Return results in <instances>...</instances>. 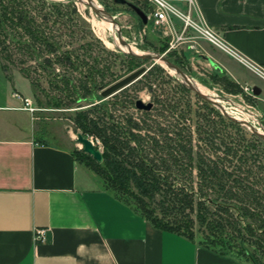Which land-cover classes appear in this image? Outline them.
Wrapping results in <instances>:
<instances>
[{
  "label": "rangeland",
  "instance_id": "1",
  "mask_svg": "<svg viewBox=\"0 0 264 264\" xmlns=\"http://www.w3.org/2000/svg\"><path fill=\"white\" fill-rule=\"evenodd\" d=\"M95 1L115 17L123 38L134 50L164 54L205 93L216 97L232 116L264 130L263 79L243 67L237 70L240 73L238 83L218 71L203 70L198 65L192 67L183 54L185 42L176 41L166 32V27L164 29L151 18L143 24L125 4H116L112 0ZM129 1L146 13L151 7L142 0ZM3 6L7 8L3 10ZM179 9L185 11L186 7ZM4 11H7L6 16L11 11L19 12L36 37V41L30 39L18 24L15 25V16L11 18L13 23L9 19L10 25L6 22L1 26L0 103L16 106L17 109L5 114L27 133L36 130L40 132L38 139L62 143L74 151L81 149V144L75 141L76 133L81 132L102 152L99 138L76 126V112L94 107L97 112L104 110L112 115V118L103 117V121L116 120L121 125L125 114H131L140 125L144 124L140 130L142 134H156L160 139L168 134L192 147L191 163L181 158L176 165L181 171L175 182L185 188L192 186L194 200L198 198V188L202 184L197 170V153L214 158L227 147L235 152L229 157L231 164L240 166L264 196V142L246 125L230 121L186 88L164 65L126 55L115 40V30L105 28L101 18L86 5L77 0H0V14ZM173 21L179 28L180 21L175 18ZM98 23L103 31L98 28ZM141 66L145 71L137 79L119 91L101 97L99 86L105 88ZM255 84L262 89L258 96L247 91ZM23 98L35 108L32 113L22 108ZM136 99L152 102V108L147 111L137 109ZM87 172L98 178L91 168ZM148 206L156 207V203L149 202ZM207 206L210 208L207 218H214L212 212L218 209L210 204ZM229 212L235 215L233 210ZM199 215L202 216L200 208L194 203L190 211L192 222L184 218L181 223L187 233L201 241L207 233V225L197 219ZM170 216L179 220L178 215ZM224 227L229 229L228 224Z\"/></svg>",
  "mask_w": 264,
  "mask_h": 264
},
{
  "label": "crops",
  "instance_id": "2",
  "mask_svg": "<svg viewBox=\"0 0 264 264\" xmlns=\"http://www.w3.org/2000/svg\"><path fill=\"white\" fill-rule=\"evenodd\" d=\"M170 2L186 7L184 0ZM195 3L221 42L264 67V0ZM183 44L192 67L237 83L240 67L250 71L204 38L196 49ZM11 109L17 108L0 103V264H245L155 227L97 174L89 175L68 145L38 139L36 130L27 133L5 114ZM35 228L45 229L42 242H34Z\"/></svg>",
  "mask_w": 264,
  "mask_h": 264
},
{
  "label": "trees",
  "instance_id": "3",
  "mask_svg": "<svg viewBox=\"0 0 264 264\" xmlns=\"http://www.w3.org/2000/svg\"><path fill=\"white\" fill-rule=\"evenodd\" d=\"M6 8L3 6V10ZM6 12L0 14V33H3L2 24L9 23L15 16V25L36 41L33 30L19 12L11 11L9 16ZM27 46L31 47L30 44ZM99 87L100 90L104 88ZM103 117L112 118V115L104 110L97 112L94 107L77 111L74 116L81 131L99 138L102 164L82 148L73 153L78 161L95 171L105 187L112 189L119 199L132 205L155 227L183 234L191 240L195 239L182 228L181 222L184 218L192 222L190 211L196 203L202 215L197 219L207 225V233L196 242L245 264H264V196L240 166L231 164L229 157L235 155L232 148L221 150L214 158L197 153V170L202 184L198 188V198L194 200L192 186L185 188L175 182L181 171L176 167L177 163L181 158H186L189 163L193 159L191 146L168 134L161 139L156 134H142L140 130L144 124L140 125L131 114H125L123 125L116 120L103 121ZM142 121L146 124L144 119ZM180 154L184 156L180 157ZM149 202L156 203V207L149 208ZM208 204L218 209L212 212L215 217L211 220L207 215L210 212ZM231 210L235 215L229 212ZM170 215H178L180 222ZM227 224L229 229L225 230Z\"/></svg>",
  "mask_w": 264,
  "mask_h": 264
},
{
  "label": "water",
  "instance_id": "4",
  "mask_svg": "<svg viewBox=\"0 0 264 264\" xmlns=\"http://www.w3.org/2000/svg\"><path fill=\"white\" fill-rule=\"evenodd\" d=\"M77 1L83 5H86L96 16L101 18V20H104L111 24V28L114 29L116 33L115 40L117 41L119 47L122 49V51L125 54H128L130 56L142 60H150L152 62L160 63L164 65L169 70L173 71L176 74L177 79H179L181 83H183L189 90L195 93L198 97L210 103L212 106L218 109L221 112V114H223L225 117L229 118L230 120L237 122L239 124L246 125L247 128H249V130L252 133L256 134L264 141V130H259L250 123H248L247 121L232 116L229 112H227V110L223 107V105L219 102V100L216 97L211 96L205 92H202L197 86V84L193 82L187 76V74L183 70H181L176 64H174L171 60H169L166 56H164V54L139 53L136 50H134L132 46L128 42H126L125 39L123 38L121 34L120 26L118 22L115 20V17L105 8H102L100 5H98L95 0H77ZM112 2L116 4L127 5L138 16V18L141 20L143 24H147L148 15L137 4L129 0H112ZM144 71H145V67L141 66L133 70L132 72L128 73L124 77L120 78L119 80L101 89L100 91L101 97H107L119 91L120 89L126 87L132 81L137 79ZM251 90H252V94L255 96H258L261 93V88L256 84L252 85ZM134 104L137 109L145 110V111L150 110L153 105L152 102H144L141 99H136ZM75 141L76 143L81 144L82 150L85 153L92 156L97 162H100L102 160L101 151L95 147L93 141L89 137L84 136L81 132H78L76 133Z\"/></svg>",
  "mask_w": 264,
  "mask_h": 264
},
{
  "label": "built area",
  "instance_id": "5",
  "mask_svg": "<svg viewBox=\"0 0 264 264\" xmlns=\"http://www.w3.org/2000/svg\"><path fill=\"white\" fill-rule=\"evenodd\" d=\"M150 5L148 10V19L151 18L156 24H161L167 28L168 33L172 34L176 41L187 42L189 48L196 49L195 43L198 38H204L212 44L220 47L224 51L236 56L241 62H243L250 71L256 74L258 77L264 80V67L259 66L251 61L246 60L242 56L238 55L232 48L221 42L218 36L211 30L204 20L201 18L199 11L196 8L195 0H184L186 3V10L182 11L175 7L170 0H146ZM173 18L180 21V29L175 30V24ZM165 32V33H166ZM173 47L174 44H171ZM245 89L252 93V86ZM24 110L32 113L35 108L30 106V101L27 98H23ZM45 238L44 228H35L33 234L34 242H42Z\"/></svg>",
  "mask_w": 264,
  "mask_h": 264
},
{
  "label": "bare ground",
  "instance_id": "6",
  "mask_svg": "<svg viewBox=\"0 0 264 264\" xmlns=\"http://www.w3.org/2000/svg\"><path fill=\"white\" fill-rule=\"evenodd\" d=\"M102 23H103V25L105 26V28H107V29H109L110 27H111V24L110 23H108V22H106V21H104V20H100ZM98 28L101 30V31H103V27L101 26V24L100 23H98ZM101 33V32H100ZM99 35V34H98ZM199 87V86H198ZM199 89L202 91V92H204L203 90H202V88L201 87H199Z\"/></svg>",
  "mask_w": 264,
  "mask_h": 264
}]
</instances>
